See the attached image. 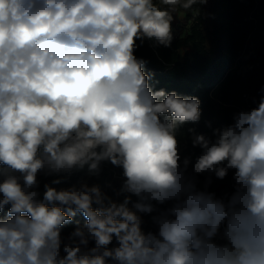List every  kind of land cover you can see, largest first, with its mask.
Wrapping results in <instances>:
<instances>
[{
  "label": "clouds",
  "instance_id": "clouds-1",
  "mask_svg": "<svg viewBox=\"0 0 264 264\" xmlns=\"http://www.w3.org/2000/svg\"><path fill=\"white\" fill-rule=\"evenodd\" d=\"M206 3L0 0V264H264V94L210 134L189 127L193 157L182 129L201 101L155 90L136 56L171 47L177 8ZM104 164L114 196L53 186ZM230 172V193L209 190ZM40 175L59 178L41 193Z\"/></svg>",
  "mask_w": 264,
  "mask_h": 264
},
{
  "label": "trees",
  "instance_id": "trees-1",
  "mask_svg": "<svg viewBox=\"0 0 264 264\" xmlns=\"http://www.w3.org/2000/svg\"><path fill=\"white\" fill-rule=\"evenodd\" d=\"M197 9L198 5L184 9L182 24L172 22L175 34L171 47L153 48L152 42L146 41L136 52L138 58L148 61L145 72L153 74L150 83L155 90H174L179 95L195 96L201 101L200 121L194 125L186 124L182 129L185 133L181 140L182 151L193 157L199 154V149H192L190 141L184 147L189 127L210 134L208 122L212 128L231 124L235 113L254 107V102L264 94L261 92L264 88V0H211L209 40L201 29L200 18L187 25ZM114 176H120V170L104 164L99 178H89L83 170L53 186L67 188L85 179L90 184L99 183L104 191L114 196L112 190L105 187L109 182L119 187L120 181ZM57 178L40 175L39 191L43 193V184ZM231 178V172L222 181L212 177L220 182L231 181ZM197 179L202 187L206 174ZM209 190L217 195L226 193L214 185ZM143 220L142 227L146 232L155 230L150 215H144ZM77 221L80 224L86 222L78 214L73 222L65 225L64 237L74 230Z\"/></svg>",
  "mask_w": 264,
  "mask_h": 264
},
{
  "label": "rangeland",
  "instance_id": "rangeland-1",
  "mask_svg": "<svg viewBox=\"0 0 264 264\" xmlns=\"http://www.w3.org/2000/svg\"><path fill=\"white\" fill-rule=\"evenodd\" d=\"M210 6H211V0H207L206 4L198 5V9L196 10L195 14L191 17L190 21L188 22L187 25L190 23L194 22L198 18H200V24H201V29L207 39L209 40V31H210ZM179 8V7H178ZM181 9V10H180ZM175 18L173 22L175 24H182L183 18L185 15V11L183 8H179V11L177 10L175 13ZM212 184L215 187L221 188L224 192H231L233 190L232 185H233V180L231 178V181H217L212 179ZM202 182L201 184H203Z\"/></svg>",
  "mask_w": 264,
  "mask_h": 264
},
{
  "label": "built area",
  "instance_id": "built-area-1",
  "mask_svg": "<svg viewBox=\"0 0 264 264\" xmlns=\"http://www.w3.org/2000/svg\"><path fill=\"white\" fill-rule=\"evenodd\" d=\"M173 32H174V30H173ZM174 34H175V32H174ZM115 178H117L119 181H120V176H114ZM156 230V229H155ZM154 230V231H155Z\"/></svg>",
  "mask_w": 264,
  "mask_h": 264
}]
</instances>
